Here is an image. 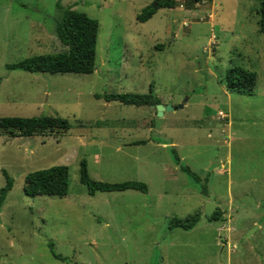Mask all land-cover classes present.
Returning a JSON list of instances; mask_svg holds the SVG:
<instances>
[{
    "label": "rangeland",
    "instance_id": "obj_1",
    "mask_svg": "<svg viewBox=\"0 0 264 264\" xmlns=\"http://www.w3.org/2000/svg\"><path fill=\"white\" fill-rule=\"evenodd\" d=\"M153 1L0 0V116L57 115L69 125L0 133V187L3 170L12 181L0 204V264H264L259 0H175L137 21ZM67 6L97 22L92 72L8 66L65 48L53 24ZM232 66L254 72L250 94L225 90L221 78ZM149 89L171 108L157 115L155 105L93 96ZM80 160L93 180L141 181L146 192L88 194ZM55 164L67 166L64 196L23 193L27 172ZM214 209L219 220H208ZM192 215L189 229L168 225Z\"/></svg>",
    "mask_w": 264,
    "mask_h": 264
},
{
    "label": "trees",
    "instance_id": "obj_2",
    "mask_svg": "<svg viewBox=\"0 0 264 264\" xmlns=\"http://www.w3.org/2000/svg\"><path fill=\"white\" fill-rule=\"evenodd\" d=\"M195 1V0H194ZM175 6V0H157L155 6H143L135 15L139 22L147 20L157 8H171ZM258 14V30L264 32V0H259L256 9ZM97 22L88 17L85 13L67 6L62 9L60 15L54 20L53 33L58 41L65 47L61 51L34 54L9 64L11 68H19L28 72H49V73H90L94 69V48L96 41ZM225 90L231 92L250 94L255 83L253 71L241 67H229L221 78ZM95 98H102L104 101L116 100L123 104L154 105L158 103L157 98L152 94L151 89L146 93L136 92H110L94 94ZM65 118L57 115L38 116H0V133H7L9 136H31L35 134H47L53 131H65L68 128ZM136 141L135 143H142ZM172 150V149H171ZM173 152V150H172ZM174 156V161L179 160ZM181 171L198 180V177L189 170L187 166L179 165ZM4 184L0 187V204L7 191L11 187V178L2 171ZM67 166L55 164L47 168L27 172L23 177L22 191L29 196L54 195L62 197L67 192ZM79 181L85 185L86 192L93 194L95 191H123L133 189L146 192V185L141 181L124 180L120 182H107L91 179L85 168L84 160L79 162ZM206 179V178H205ZM201 193H206L205 183L201 184ZM222 211L214 209L208 216V220H219ZM198 220L197 215L184 218H172L168 221L169 227L191 228ZM49 251L54 258L64 259L55 253L48 243Z\"/></svg>",
    "mask_w": 264,
    "mask_h": 264
},
{
    "label": "water",
    "instance_id": "obj_3",
    "mask_svg": "<svg viewBox=\"0 0 264 264\" xmlns=\"http://www.w3.org/2000/svg\"><path fill=\"white\" fill-rule=\"evenodd\" d=\"M156 2H157V0H154L152 3V6H155ZM154 105H155V110H156L157 115H160L163 109H170L171 108L170 105H162V104H158V103L154 104ZM179 106H181V105H179ZM251 231H252V229L247 230L243 237H245V238L249 237Z\"/></svg>",
    "mask_w": 264,
    "mask_h": 264
},
{
    "label": "built area",
    "instance_id": "obj_4",
    "mask_svg": "<svg viewBox=\"0 0 264 264\" xmlns=\"http://www.w3.org/2000/svg\"><path fill=\"white\" fill-rule=\"evenodd\" d=\"M205 2H206V0H195V1H194V4H195L196 6H199L200 4H205ZM179 7L181 8V5H179ZM206 16H207V18H210V17H211V11H207V12H206ZM219 114H220V113H219ZM220 228H222V226H221Z\"/></svg>",
    "mask_w": 264,
    "mask_h": 264
},
{
    "label": "crops",
    "instance_id": "obj_5",
    "mask_svg": "<svg viewBox=\"0 0 264 264\" xmlns=\"http://www.w3.org/2000/svg\"><path fill=\"white\" fill-rule=\"evenodd\" d=\"M210 8H211V6H210ZM226 238H228V236L226 235V237H225V239L224 240H226Z\"/></svg>",
    "mask_w": 264,
    "mask_h": 264
}]
</instances>
